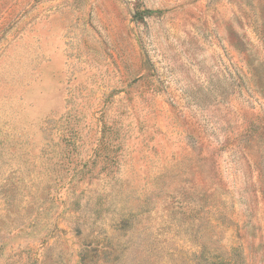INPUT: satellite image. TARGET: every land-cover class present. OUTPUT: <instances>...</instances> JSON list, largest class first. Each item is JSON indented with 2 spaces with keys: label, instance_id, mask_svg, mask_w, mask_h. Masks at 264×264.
<instances>
[{
  "label": "rangeland",
  "instance_id": "1",
  "mask_svg": "<svg viewBox=\"0 0 264 264\" xmlns=\"http://www.w3.org/2000/svg\"><path fill=\"white\" fill-rule=\"evenodd\" d=\"M0 264H264V0H0Z\"/></svg>",
  "mask_w": 264,
  "mask_h": 264
}]
</instances>
